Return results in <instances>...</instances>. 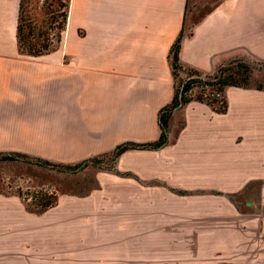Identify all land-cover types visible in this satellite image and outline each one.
Instances as JSON below:
<instances>
[{"label":"crops","instance_id":"crops-1","mask_svg":"<svg viewBox=\"0 0 264 264\" xmlns=\"http://www.w3.org/2000/svg\"><path fill=\"white\" fill-rule=\"evenodd\" d=\"M18 1L0 0V154L68 166L108 157L123 142L155 140L157 113L175 89L169 49L180 31L182 70L211 75L232 58L264 68V0H72L73 27L68 15L60 41L38 56L17 44ZM222 100L219 111L189 99L169 115L167 143L126 149L112 169L55 167L91 171L92 184L78 190L58 180L46 208L72 227L94 221L80 214L103 213L106 245L254 244L255 224L225 194L264 179V88L225 86ZM29 211L16 191L0 188V264H24L18 228L48 227V218L18 224L17 212ZM40 235L29 264H48ZM218 255L199 260L258 261L254 253Z\"/></svg>","mask_w":264,"mask_h":264},{"label":"rangeland","instance_id":"rangeland-1","mask_svg":"<svg viewBox=\"0 0 264 264\" xmlns=\"http://www.w3.org/2000/svg\"><path fill=\"white\" fill-rule=\"evenodd\" d=\"M43 1L33 0L32 5L39 9ZM197 14V12H193L192 19L197 17ZM40 17L41 15L38 19ZM69 19L72 28V0H69ZM186 76L185 70H175V85L181 84ZM258 83L264 85V68L254 64L249 73V84L254 86ZM193 94L194 96L191 98L194 100L216 106L221 104L204 100L197 89ZM184 97L187 98V95ZM28 157L30 158V156ZM101 160L104 166L111 162L109 156L103 157ZM58 180L64 183L65 188L69 184L70 187L74 185L78 190H83L92 184V173L91 171H83L77 175L60 174L54 167L41 166L33 160L23 157L19 160L0 159V188L9 187L16 191L21 200L27 204V209L30 210L28 213L17 212L18 224L24 222L27 225L31 224V221L36 222V219L43 218L45 220L48 218L47 228L43 226V228L17 229L18 252L23 249L27 255L23 259L24 264L30 263L28 253L35 246L34 244L40 241V234H43L44 240L45 235H47L48 264H207V261H200L199 259L210 257L212 252L219 254L218 256L221 254L229 256L236 252L254 253L257 256V264H264V179L246 181L239 190L232 194H225L227 199L237 208L241 220L255 224L253 225L255 228L249 231L252 238L251 242L254 244L130 247L115 244L106 245V241L110 242V230H106L104 227L103 213L80 214L82 217L94 221L81 223L82 225L79 227H72L74 223L64 222V225L57 223V210L55 208H42L40 204L44 200V196H48L50 201H54ZM25 245L28 249L25 248ZM45 248V244H43L44 253ZM73 253L75 254V262L67 259ZM186 258L188 259L184 260Z\"/></svg>","mask_w":264,"mask_h":264},{"label":"trees","instance_id":"trees-1","mask_svg":"<svg viewBox=\"0 0 264 264\" xmlns=\"http://www.w3.org/2000/svg\"><path fill=\"white\" fill-rule=\"evenodd\" d=\"M33 0H19L17 6V24H16V38L17 44L20 50L29 55L38 56L49 53L54 46L60 41L62 31L64 30L68 15H69V0H44L40 8H36L32 5ZM41 15L40 19L39 16ZM182 36V31L179 32L174 42L171 44L169 49L170 60L173 64L172 74L175 78V70H182L181 66L177 61V53L179 48V41ZM257 64L255 62H249L243 58H232L219 64L215 71L211 75H204L206 79L215 78L217 81V88L223 90L225 86L235 87H248L249 84V73L252 65ZM187 75H194L198 83L202 82L198 79L200 74L192 69L185 70ZM208 82V81H203ZM256 89L264 88L263 84H256L253 86ZM188 83L182 84V89L186 90ZM190 98L182 96L177 98V91L174 89L173 96L169 103L162 106L157 113V123L160 129L159 135L155 140L146 142H132L127 141L117 145L114 150L110 153V165L108 169L113 168V163L116 157L124 150L129 148L135 149H157L167 143L168 126L167 120L171 112L187 102ZM224 102L217 107L219 111L223 110ZM26 158L33 160L36 164L45 167H61L66 171L75 173L83 167L91 164L95 166L101 165V158L90 157L75 165H56L51 164L49 161L39 157H28L17 152L10 154H0L2 160H17L19 158ZM178 193H185L184 191H177ZM53 201L49 200L48 196H44V200L40 204V207L46 208L52 206Z\"/></svg>","mask_w":264,"mask_h":264},{"label":"built area","instance_id":"built-area-1","mask_svg":"<svg viewBox=\"0 0 264 264\" xmlns=\"http://www.w3.org/2000/svg\"><path fill=\"white\" fill-rule=\"evenodd\" d=\"M193 79H195L194 75H187L184 77L181 84L175 85L178 99L185 95H187V98L192 99L191 97L194 96L193 92L197 89L204 100L213 101V103H221L222 91L217 88V81L215 78L206 79L203 75H200L198 76V79L202 81L200 83L192 81ZM203 81L208 82L205 83ZM184 82L188 83V88L186 90L182 89V84Z\"/></svg>","mask_w":264,"mask_h":264}]
</instances>
